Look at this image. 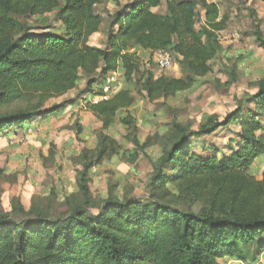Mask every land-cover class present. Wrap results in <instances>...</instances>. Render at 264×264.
I'll return each instance as SVG.
<instances>
[{
    "label": "trees",
    "instance_id": "obj_1",
    "mask_svg": "<svg viewBox=\"0 0 264 264\" xmlns=\"http://www.w3.org/2000/svg\"><path fill=\"white\" fill-rule=\"evenodd\" d=\"M105 1L118 9L108 21L105 46L93 45L104 23L96 7ZM164 1L165 12H157ZM199 10L205 18L200 28ZM228 23L219 4L207 0H0V137L63 111L67 101H49L82 81L86 95L101 94L111 85L109 74L121 69L126 84L108 100L86 102L103 130L96 148L84 147L78 155V191L64 199L65 211L55 210V200L46 204L34 197L29 208L16 198L10 210L0 209V264H258L264 251V170L259 178L251 168L264 156V78L247 94L255 107L239 105L222 119L213 114L198 129L174 121L159 141L142 142L135 118L124 116L134 145L130 162L155 143L161 147L151 160L147 196H120L113 183L106 197L91 190L92 169L121 152L106 130L134 105L135 91L156 101L197 86L224 50L220 33ZM253 28L264 49L260 26ZM139 50L170 52L181 76L155 77L143 68ZM231 69L225 66L227 85L237 80ZM232 125L240 130L228 152L207 142Z\"/></svg>",
    "mask_w": 264,
    "mask_h": 264
},
{
    "label": "rangeland",
    "instance_id": "obj_2",
    "mask_svg": "<svg viewBox=\"0 0 264 264\" xmlns=\"http://www.w3.org/2000/svg\"><path fill=\"white\" fill-rule=\"evenodd\" d=\"M120 1L126 4L134 0ZM165 4L164 1L156 11L165 12ZM218 4L222 14L229 16V23L220 33L224 50L213 61V71L189 91L167 99L149 101L135 91L134 105L122 110L115 123L106 130L121 144L120 154L105 160L91 171V190L96 198L108 195L110 183L117 184L115 192L120 196L129 191L138 197L147 196L146 186L152 173L151 160L160 156L161 147L155 143L146 149L145 154H140L136 162H130L127 158L132 156L134 145L129 141V130L122 121L124 116L130 114L135 118L137 136L142 142L148 138L159 141L174 121L190 123L194 129H198L213 114L222 119L239 105L246 109L255 107L254 102L247 101V94L254 92L255 82L264 78V49L253 34V27L258 24L264 35V4L260 0H219ZM117 9L115 4L107 1L96 7L97 12L103 15L104 23L101 32L92 38L93 45L105 46L108 21ZM47 16L51 18L53 26L60 27L53 13ZM204 20V11L199 10L198 28ZM233 32L239 33L237 40L232 37ZM138 53L143 68L152 71L155 77L181 76L176 60L172 68L162 69L155 64V53L143 50ZM225 66L232 68L237 76L231 85L226 84L230 77L224 71ZM121 73L123 71L120 69L119 76H116V80L120 81L119 89L126 85ZM85 89V81H82L78 88L51 99L49 104L67 101L66 107L56 115L36 120L35 131L17 129L19 133L14 131L13 135L0 137V169L4 170L0 178V209L10 210L16 198L29 208L34 197L46 204L51 199L55 200L56 211L66 210L64 199L78 191L76 175L81 167L78 155L84 147L95 149L98 134L103 130V123L82 101L86 96ZM95 90L100 91V87H95ZM239 130L238 126L232 125L228 130L216 132L207 138V142L228 152L227 144ZM263 170L264 156L256 161L251 172L261 178ZM219 262L246 264L232 259H220ZM258 264H264V251Z\"/></svg>",
    "mask_w": 264,
    "mask_h": 264
},
{
    "label": "built area",
    "instance_id": "obj_3",
    "mask_svg": "<svg viewBox=\"0 0 264 264\" xmlns=\"http://www.w3.org/2000/svg\"><path fill=\"white\" fill-rule=\"evenodd\" d=\"M210 3H216L218 4L219 0H207ZM232 37L235 38L236 40L240 37L238 32H233ZM155 64L162 69H169L172 68L175 65L174 58L172 54L168 51L165 50H160L155 52ZM116 76H119L118 71L117 72H112L108 76V83L111 84L104 86V93L101 94H96V93H88L82 101L84 102H91L92 104H98L99 102L108 100L111 98L112 95H114L120 86V81L116 80ZM35 127H31L28 129L29 132L35 131Z\"/></svg>",
    "mask_w": 264,
    "mask_h": 264
},
{
    "label": "crops",
    "instance_id": "obj_4",
    "mask_svg": "<svg viewBox=\"0 0 264 264\" xmlns=\"http://www.w3.org/2000/svg\"><path fill=\"white\" fill-rule=\"evenodd\" d=\"M39 119H37V120H39ZM35 123H36V120L34 122L27 124L24 128H22V130H19V131H25L26 132V130H28L29 128L35 127V125H36ZM19 131L15 132V133H19ZM10 135H13V134L11 133ZM10 135H8V136H10Z\"/></svg>",
    "mask_w": 264,
    "mask_h": 264
}]
</instances>
